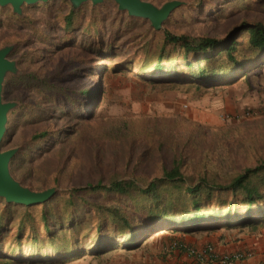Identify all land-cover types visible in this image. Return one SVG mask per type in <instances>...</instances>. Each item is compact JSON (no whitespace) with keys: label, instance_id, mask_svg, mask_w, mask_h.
<instances>
[{"label":"rangeland","instance_id":"obj_1","mask_svg":"<svg viewBox=\"0 0 264 264\" xmlns=\"http://www.w3.org/2000/svg\"><path fill=\"white\" fill-rule=\"evenodd\" d=\"M145 1L159 7L170 0ZM179 1L184 4L169 14L161 30L222 37L242 20H264V6L260 8L251 0ZM69 8L80 9L82 15L77 18L76 30L67 32L58 15ZM92 9H97L96 14ZM119 12L124 11H119L113 0H103L96 5L88 1L76 9L68 0H48L24 4L21 14L13 13L9 5L0 6V48L12 47L7 58L15 61L17 69L3 76L2 101L12 103V107L7 113L0 149H16L9 171L22 185L35 191L57 188L50 198L53 212L48 221L55 230L66 229L58 232L52 244L55 247L61 243L62 250L54 248V252H46L51 246L47 245L46 233L38 223L34 227L38 235L36 244H29L27 236L23 245L15 248L16 217L21 208L11 209L4 218L13 221L12 229L3 234L0 253L16 256L6 264H122L121 261L136 250L114 248L90 254L92 249L118 237L114 226L106 219L108 226L100 234L102 239L95 236L94 227L99 222L96 205L116 208L136 222L140 218L136 209L142 203L114 193L91 191L88 185L98 180L106 184L112 176L151 177L158 173L160 158L170 156L167 150L147 151L143 141L136 140L132 147L128 145L130 150L124 148L123 144H131L124 133L129 125L136 129L158 125L162 129L160 133L151 130L148 136L162 138L167 145L170 129L177 126L181 129L176 138L180 146L187 141L182 138L187 134L185 130L193 129L198 135L196 148L186 145L185 156L195 157L200 165L187 162V172L198 171L202 166L200 171L235 175L264 158V62L250 65L243 74L234 71L233 79L227 78L207 88L149 83L134 75L138 70L135 64L126 73L112 72L109 67L113 63L130 59L128 64L132 65L140 55L136 45L147 38L149 21L129 26L120 23L114 41L116 46L108 50L114 59L101 75L103 98L86 118L70 113L75 106L84 114V106L91 107L88 100L77 98V93L70 95V85H77L76 92L95 86L99 76L94 72L100 61L90 60L85 69L80 70H72L70 65L77 58L89 59L93 53L90 47L95 50V47L105 46ZM92 20L101 23L103 33L82 35V27ZM29 75L34 79L30 80ZM15 77L17 79L11 83ZM70 96L74 98L70 100ZM202 109H205L204 114ZM41 130H46L48 135L33 142L31 136ZM206 162L208 165L203 166ZM3 203L7 202L0 198V211ZM203 203L207 208L212 204L210 209L221 207L209 201ZM67 216L71 217V224L78 223L72 232L67 230ZM161 227L162 224L154 232H148L147 238L163 232ZM106 234L108 239L103 238ZM39 243H43L40 253L43 258L39 263L14 260L33 259V254L40 250L36 248ZM67 247H70L68 253L64 251Z\"/></svg>","mask_w":264,"mask_h":264},{"label":"trees","instance_id":"obj_2","mask_svg":"<svg viewBox=\"0 0 264 264\" xmlns=\"http://www.w3.org/2000/svg\"><path fill=\"white\" fill-rule=\"evenodd\" d=\"M251 1L260 8L264 6V0ZM94 10L92 9L91 12L95 13ZM80 11V9L73 10L69 8L58 15L61 26L65 31L76 30L78 19L82 15ZM147 21L128 16L125 12L117 13L111 35L105 46L95 47V50L90 47L91 52L94 54L91 53L89 59L77 58L72 61L70 65L72 70L85 69L90 60H97L100 63L97 65L99 69L97 68L94 72L99 76L95 86L83 87L79 92H76L77 85H70V95L77 93V98L82 101L88 100L89 105H91L89 109L84 106L85 114L79 111L76 106L72 107L70 109L71 114L86 118L88 114L92 113V108L103 98L101 75L104 70L108 69V62H112L114 59V56L109 54L108 50L116 46L114 41L118 36L120 23L129 26L136 22L148 23ZM147 29L149 30L147 38L136 45L140 55L133 61L134 63L132 65L128 64L130 59L117 61L109 67L112 72H119V70L125 72L135 64L138 70L134 75L146 82L195 85L197 88H207L213 87L227 78L233 79L234 77H231V74L234 71L243 74L250 65L258 66L264 62L263 19L242 20L222 37L191 36L187 33L154 29L152 26H147ZM103 31L101 23H95L93 20L82 27V35H98ZM124 67H127V69ZM88 68L93 69V67ZM28 78L30 80L34 79L33 75H29ZM15 79L17 78H13L11 83ZM47 82L53 84L50 81ZM73 98V96H70V100ZM151 130H155L159 134L162 129L158 125L137 129L129 125L124 133L125 139L127 138L131 144L125 143L123 147L127 148L128 145L132 147L135 142L143 141L142 145L145 146L147 151L155 150L161 153L163 150H167L170 156L168 159L160 158L158 173L151 177L131 175L126 179H122L123 176H112L106 184L98 180L96 184H90L87 187L91 191L114 193L125 196L134 203H142L141 207L138 210L136 209L140 216L136 222H133L131 217L122 211L119 212L116 208H104L96 205L95 212L99 222L94 227L95 231L93 233L95 236L98 238L99 235V240L102 239L100 234L108 226L107 222L104 221L106 219L114 226V233L118 237L113 239L115 241L108 240L106 243L99 245L97 249H92L90 254H101L114 248L137 249L147 239L148 232H154L156 227L161 224L163 227L160 229H163V231L189 233L245 228L264 223V158L259 159L254 166L247 167L243 172L235 175L209 173L207 170L200 171L202 166L198 171L187 172V162H196L198 166L200 165L195 157L185 156L187 153L186 145L190 144L191 147L196 148L195 143L198 141V135L194 130H185L187 134L182 138H186L187 141L181 146L176 140L181 133V129L177 126L171 128L167 135L166 142H168V145L162 138L154 139L155 137L152 134L148 136ZM77 131L81 132L80 129H77ZM174 131H178V133ZM47 135L46 130L37 131L31 136V140L33 142L40 141ZM208 163L206 162L203 166L208 165ZM208 201L221 207L210 209L213 206L210 204L211 207L207 208V206H204L206 203L203 202ZM50 202L49 199L46 202L31 206L3 203L0 211V248L3 241L2 236L12 229L11 224L13 222H8L9 218L5 220L4 216L11 209L19 207L21 210L18 217H16L17 226L14 233L17 241L15 248L21 247L27 236H29V244H36L38 235L34 227L38 223L42 225L46 233L47 245L51 246L46 248V252H54L55 249L62 250L61 243H57L55 247L52 244H54L58 232H65L66 229H62V227L59 228L60 230L51 228L48 220L53 212V206ZM65 218V222L68 224L66 225L68 226L67 230L72 232V229L78 223L71 224V217L67 216ZM57 225L60 226L59 223ZM108 236L106 234L103 238L108 239ZM42 244L39 243V246H36L40 250L38 253L33 254V259L30 260L29 257L27 260L25 258H15L14 260L18 263L19 261L20 263L26 261L39 263V260L43 258V255H40L43 249ZM64 251L70 252V247H67ZM72 253L74 255V252ZM5 255L9 254L0 253V264L12 262L11 259L16 256L14 254ZM64 257L66 258L67 255H64Z\"/></svg>","mask_w":264,"mask_h":264},{"label":"water","instance_id":"obj_3","mask_svg":"<svg viewBox=\"0 0 264 264\" xmlns=\"http://www.w3.org/2000/svg\"><path fill=\"white\" fill-rule=\"evenodd\" d=\"M48 0H0V6L9 5L12 12L21 14V8L24 4L32 5ZM73 8H78L81 4L90 1L92 5L100 4L103 0H68ZM119 11H124L128 16L148 20L154 29H160L164 20L177 7L184 4L179 0H170L156 6L145 0H113ZM11 46L0 48V142L5 132L7 113L12 107V103L2 101L3 76L6 72H14L16 69L15 61L7 58ZM16 152V149L2 151L0 149V198L7 203H15L24 206L40 204L49 200L56 192L57 188L52 187L42 191H35L22 185L15 180L9 171V162Z\"/></svg>","mask_w":264,"mask_h":264},{"label":"crops","instance_id":"obj_4","mask_svg":"<svg viewBox=\"0 0 264 264\" xmlns=\"http://www.w3.org/2000/svg\"><path fill=\"white\" fill-rule=\"evenodd\" d=\"M205 109H202V112ZM204 114V112L202 113ZM200 247L212 243L219 252L249 251L251 256L235 264H264V223L245 228L216 229L206 232H172L152 234L143 247L131 251L122 264H185L190 259L178 250H170L172 241ZM165 256H162V255Z\"/></svg>","mask_w":264,"mask_h":264},{"label":"built area","instance_id":"obj_5","mask_svg":"<svg viewBox=\"0 0 264 264\" xmlns=\"http://www.w3.org/2000/svg\"><path fill=\"white\" fill-rule=\"evenodd\" d=\"M170 250L182 251L190 260L185 264H235L251 256L249 251L219 252L212 243L200 247L175 240Z\"/></svg>","mask_w":264,"mask_h":264}]
</instances>
